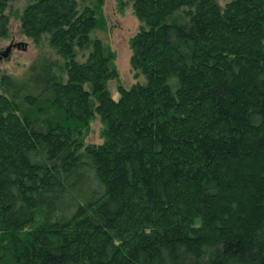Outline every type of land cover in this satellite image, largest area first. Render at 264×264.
Returning <instances> with one entry per match:
<instances>
[{"label":"trees","instance_id":"obj_1","mask_svg":"<svg viewBox=\"0 0 264 264\" xmlns=\"http://www.w3.org/2000/svg\"><path fill=\"white\" fill-rule=\"evenodd\" d=\"M102 4L18 14L62 64L0 74V264H264V0H131L116 99Z\"/></svg>","mask_w":264,"mask_h":264},{"label":"rangeland","instance_id":"obj_2","mask_svg":"<svg viewBox=\"0 0 264 264\" xmlns=\"http://www.w3.org/2000/svg\"><path fill=\"white\" fill-rule=\"evenodd\" d=\"M30 0H9L4 10L7 15V34L0 37V52L7 45H12L6 58L0 59V74L18 76L25 67L34 60L51 62L56 68L62 64V59L48 44L44 35L38 40H31L23 35L18 14ZM78 1V0H77ZM222 6L227 0H215ZM102 12L105 17V29L94 31L92 37L107 44L114 52L116 76L106 82V88L113 99L118 97L117 86L127 89L135 82H142L141 76H134L129 63V38L137 30L139 22L135 18L131 0H103ZM100 123L96 115L88 122L84 143H99Z\"/></svg>","mask_w":264,"mask_h":264},{"label":"water","instance_id":"obj_3","mask_svg":"<svg viewBox=\"0 0 264 264\" xmlns=\"http://www.w3.org/2000/svg\"><path fill=\"white\" fill-rule=\"evenodd\" d=\"M12 45H7L2 52H0V59L1 58H6L7 57V54L9 53L10 51V48H11Z\"/></svg>","mask_w":264,"mask_h":264}]
</instances>
